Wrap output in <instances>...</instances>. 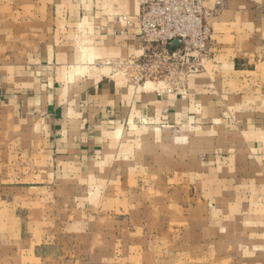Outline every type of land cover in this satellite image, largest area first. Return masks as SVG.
Wrapping results in <instances>:
<instances>
[{"label": "crops", "instance_id": "0c3cea01", "mask_svg": "<svg viewBox=\"0 0 264 264\" xmlns=\"http://www.w3.org/2000/svg\"><path fill=\"white\" fill-rule=\"evenodd\" d=\"M205 6L207 53L168 94L129 79L145 52L137 0H0V110L58 183L120 155L176 171L181 150L198 156L205 218L234 234L235 264H264V0ZM9 239L0 264H14Z\"/></svg>", "mask_w": 264, "mask_h": 264}, {"label": "rangeland", "instance_id": "374dc122", "mask_svg": "<svg viewBox=\"0 0 264 264\" xmlns=\"http://www.w3.org/2000/svg\"><path fill=\"white\" fill-rule=\"evenodd\" d=\"M6 50L0 43V57ZM159 62L129 79L172 94L183 74L201 66V59L191 71ZM152 152L120 155L105 169L58 183L34 168L38 156L22 155L0 110V242L14 239V264H235L234 234L205 218L192 166L198 156L181 150L177 171L156 170Z\"/></svg>", "mask_w": 264, "mask_h": 264}, {"label": "built area", "instance_id": "2783aa9c", "mask_svg": "<svg viewBox=\"0 0 264 264\" xmlns=\"http://www.w3.org/2000/svg\"><path fill=\"white\" fill-rule=\"evenodd\" d=\"M137 29L143 43V62L132 60L126 65L136 68L138 74L145 73L151 59L172 62L194 70L193 64L207 53L211 42L208 18L215 13L208 10L205 0H137ZM127 21V17H122ZM178 42L173 48L172 44ZM195 71V70H194ZM170 93L171 90L166 91Z\"/></svg>", "mask_w": 264, "mask_h": 264}, {"label": "water", "instance_id": "95a60500", "mask_svg": "<svg viewBox=\"0 0 264 264\" xmlns=\"http://www.w3.org/2000/svg\"><path fill=\"white\" fill-rule=\"evenodd\" d=\"M177 46H178V42L177 41L172 44V47H177Z\"/></svg>", "mask_w": 264, "mask_h": 264}]
</instances>
